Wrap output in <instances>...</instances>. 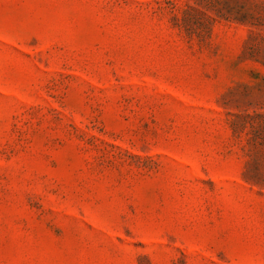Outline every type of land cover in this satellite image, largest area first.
<instances>
[{
    "label": "rangeland",
    "instance_id": "1",
    "mask_svg": "<svg viewBox=\"0 0 264 264\" xmlns=\"http://www.w3.org/2000/svg\"><path fill=\"white\" fill-rule=\"evenodd\" d=\"M263 0H0V264H264Z\"/></svg>",
    "mask_w": 264,
    "mask_h": 264
},
{
    "label": "trees",
    "instance_id": "2",
    "mask_svg": "<svg viewBox=\"0 0 264 264\" xmlns=\"http://www.w3.org/2000/svg\"><path fill=\"white\" fill-rule=\"evenodd\" d=\"M263 2H264V0H263ZM263 66H264V62H263Z\"/></svg>",
    "mask_w": 264,
    "mask_h": 264
}]
</instances>
